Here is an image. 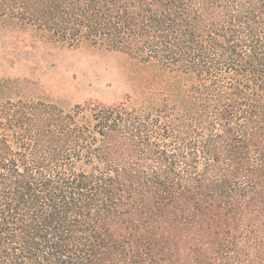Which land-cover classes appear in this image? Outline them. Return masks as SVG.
I'll return each instance as SVG.
<instances>
[{"label": "trees", "instance_id": "trees-1", "mask_svg": "<svg viewBox=\"0 0 264 264\" xmlns=\"http://www.w3.org/2000/svg\"><path fill=\"white\" fill-rule=\"evenodd\" d=\"M0 264H264V0H0Z\"/></svg>", "mask_w": 264, "mask_h": 264}, {"label": "rangeland", "instance_id": "rangeland-1", "mask_svg": "<svg viewBox=\"0 0 264 264\" xmlns=\"http://www.w3.org/2000/svg\"><path fill=\"white\" fill-rule=\"evenodd\" d=\"M63 68H68V75L73 80L63 78L61 81H64L65 87L61 85V95L45 99L52 100L64 109H69L80 99L81 94L91 93L113 99L127 88L121 59L114 53L95 52L82 60L65 62ZM61 72L58 71L59 74Z\"/></svg>", "mask_w": 264, "mask_h": 264}]
</instances>
